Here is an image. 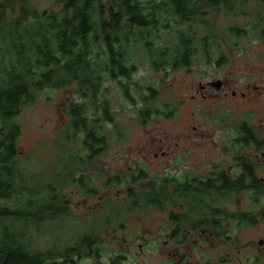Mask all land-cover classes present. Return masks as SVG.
<instances>
[{"label":"rangeland","instance_id":"374dc122","mask_svg":"<svg viewBox=\"0 0 264 264\" xmlns=\"http://www.w3.org/2000/svg\"><path fill=\"white\" fill-rule=\"evenodd\" d=\"M27 1L32 8L48 12L60 9L64 3V0ZM232 3L231 15L221 6L218 13L210 15L213 27L209 24L207 30L197 28V39L210 34L208 56L201 53L199 46L189 65L156 70L144 46H140L130 82L104 78L103 87L107 88L104 97L110 108V117L102 124L106 145L91 164L81 165L80 157L84 153L81 137L66 128L69 105L73 100L83 102L75 86L43 88L16 116L21 125L18 161L29 171L38 172L43 177L41 184L52 182L47 179L58 173L55 192L66 200V212L58 213L54 217L57 221L51 225H44L46 232L40 233L39 244L44 248L53 242L67 246L86 234V229L92 227L94 231L91 239L96 244L90 251L84 249L80 256L65 264H155L158 261L167 264L171 260L169 251L176 244L185 245L179 254L190 264H206L204 258L211 260V264H230L237 256L235 247L239 243L259 237L264 217L257 226L240 221L231 225L229 234L234 231L231 238L225 232L218 238V231L212 235L187 236L185 224H170L169 209L131 212L123 197L128 184L111 182L115 175L126 178L139 170L150 180L168 174L202 175L210 165L222 160L225 165L235 164L241 149H256L251 145L241 147L236 140V125L241 122L261 141L260 150L253 151L256 153L253 166L256 176L264 178V37L255 35L252 29L256 22L252 15L263 11L264 6L252 0ZM11 4L17 11L18 0ZM8 15L16 16V12ZM234 26L250 31L247 36H236ZM162 34L160 30L155 32L154 44ZM217 81L224 82L220 89L209 85ZM142 107L150 109L146 120L139 112ZM156 109L160 112H155ZM80 174H83V187L76 181ZM141 180L132 185L143 187ZM245 191H240L239 199L234 196L226 200L229 208L234 209L237 202L241 209L248 206L250 200ZM170 207L181 213L178 207ZM57 208L60 211L63 204L57 203ZM200 222L197 218L189 221L191 225ZM226 225L229 226L225 224V228ZM176 226H180L178 231Z\"/></svg>","mask_w":264,"mask_h":264},{"label":"trees","instance_id":"16d2710c","mask_svg":"<svg viewBox=\"0 0 264 264\" xmlns=\"http://www.w3.org/2000/svg\"><path fill=\"white\" fill-rule=\"evenodd\" d=\"M14 1H0V264H65L84 249L90 251L96 244L91 239L94 231L92 227L86 229V234L67 246L53 242L44 248L39 244L40 233L46 232L44 225H51L57 221L54 217L58 213L66 212V200L55 192L58 173L47 179L52 182L41 184L43 177L18 161L21 125L16 116L43 88L75 86L83 102L73 100L69 105L66 128L81 137V165L91 164L106 145L102 124L109 119L110 108L104 97V78L130 82L140 46H144L156 70L189 65L199 46L201 53L208 56L210 34L197 39V28L207 30L209 24L213 27L210 15L218 13L221 6L231 15L234 0H64L60 9L51 12L38 11L27 0H18L16 11L11 4ZM252 1L264 6V0ZM8 12H16V16L11 17ZM252 16L256 19L252 26L255 35L264 37V10ZM158 30L163 34L154 44L152 38ZM232 30L236 36H247L250 31L237 26ZM118 83L125 93L122 82ZM149 111L146 107L139 110L143 120ZM236 129L241 147L260 148L257 134L245 122L237 124ZM66 133L64 129L63 138ZM244 167L240 168V181L258 179L252 176L254 168L248 162ZM82 176L76 181L83 187ZM138 179H143V187L132 185ZM172 179L173 175L147 180L144 171L139 170L126 178L115 175L111 182L128 184L125 202L131 212L180 205L186 209L185 214H171L169 221L191 226L189 221L197 218L202 222L192 226L211 225L216 233L217 188L210 184L190 186L189 177H178L183 182L170 187L166 183ZM239 189L245 187L241 185ZM57 203L63 204L60 211ZM230 220L224 216L223 226ZM239 220L248 221L242 214Z\"/></svg>","mask_w":264,"mask_h":264},{"label":"flooded vegetation","instance_id":"af4514ba","mask_svg":"<svg viewBox=\"0 0 264 264\" xmlns=\"http://www.w3.org/2000/svg\"><path fill=\"white\" fill-rule=\"evenodd\" d=\"M215 82L209 83V85L213 88ZM224 85V82L222 81L221 86L219 89ZM204 86H201V88ZM215 87V86H214ZM260 149H249L244 148L241 149L239 157H242L241 160L238 158L234 163L231 164H224L223 160L219 161L217 164H212L209 166V169L206 173L202 175H194V174H181V177H189L188 184L190 186L197 185V184H210L209 186H215L217 197H216V205L214 206V212L216 211V225L219 226V230L217 229L219 234V237H222L223 232H225V236L231 238L234 234V231H232V234H229V229L231 225L236 224L237 222H245L241 221L240 215H244L247 217L248 221L247 224L250 226H257L258 221L260 218L264 217V178H259L256 176L254 169H252V176L258 177L257 180H254L252 178H244L242 181L241 178H243V174L240 168L242 166L244 167L245 162H248L252 168H254V161L256 157V153ZM253 160V162H252ZM245 168V167H244ZM164 176H169L164 175ZM162 176V177H164ZM174 176V175H173ZM180 176H174L175 179H172L170 183H166L170 187H174V185H177L183 181L178 180L177 178ZM243 185L245 187L244 190H247L245 192L248 193V197L250 202L248 203V206L246 208L241 209L240 203L237 202L236 205L233 204L234 209L229 208L227 205V201L231 200L234 196L238 198L240 193V186ZM225 188H227L225 190ZM243 191V190H241ZM263 194V195H261ZM222 196H227L226 198H222ZM125 198V196H123ZM228 199V200H227ZM239 199V198H238ZM227 200V201H226ZM178 207V209L181 210L180 214H185L186 209L181 207L180 205H172ZM154 211H158V208H153ZM165 209H169L167 212L168 219L171 214L174 216H178V213L174 212L173 209L169 206ZM163 209V210H165ZM205 214V213H204ZM210 216V215H208ZM227 217L228 219L231 217L232 220L224 222L225 224H229V226L226 228L223 226V217ZM204 217H207V215H204ZM166 218V219H167ZM172 222H175L174 220L170 221V224ZM175 224H177L175 222ZM191 225V224H189ZM185 229L188 235H192L194 233H201V234H208L212 235L214 233V227L211 225L208 226H188L185 224ZM226 230V231H225ZM228 233V234H227ZM259 237L257 239L251 238L246 239L242 243H239L235 247V252L237 256L229 261L230 264H264V226L259 229ZM197 241V240H195ZM185 245L183 244H176L174 245V248H172L169 251V254L171 255V260L167 264H190L191 261H185V256L179 254V250L181 247ZM206 257V256H205ZM204 263L211 264V260H207L204 258ZM155 264H164L162 261H158Z\"/></svg>","mask_w":264,"mask_h":264},{"label":"water","instance_id":"95a60500","mask_svg":"<svg viewBox=\"0 0 264 264\" xmlns=\"http://www.w3.org/2000/svg\"><path fill=\"white\" fill-rule=\"evenodd\" d=\"M215 88L218 89L221 86V82L217 81L214 84Z\"/></svg>","mask_w":264,"mask_h":264}]
</instances>
